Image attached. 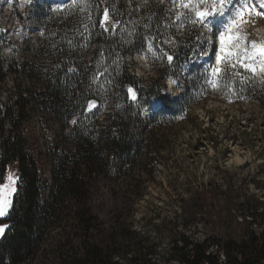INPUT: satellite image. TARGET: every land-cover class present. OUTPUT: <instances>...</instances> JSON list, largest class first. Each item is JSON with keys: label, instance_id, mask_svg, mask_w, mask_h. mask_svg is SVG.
<instances>
[{"label": "trees", "instance_id": "obj_1", "mask_svg": "<svg viewBox=\"0 0 264 264\" xmlns=\"http://www.w3.org/2000/svg\"><path fill=\"white\" fill-rule=\"evenodd\" d=\"M89 2L93 14L87 34L78 27L81 14L67 16L74 20L72 42L56 44L52 54L50 44L60 33L41 39L33 56L38 68L15 58L7 61L0 51V85L14 75L18 89L13 103L0 100V184L9 169L19 177L9 214L0 218V224L10 226L0 237V264H157L156 242L134 229V204L172 146L165 124L200 101L192 98L199 87L195 79L185 75L196 67L199 32L190 30L196 25H190L186 12L160 0H146L141 7L138 0ZM105 9L109 22L102 27ZM147 42L160 49L153 57L156 79H142L132 68V56ZM83 44L93 46L88 66L83 55L64 57L60 51ZM165 53L173 57L171 63ZM70 61L73 73L65 68ZM169 77L184 83L179 108L160 93ZM222 80L224 94L264 104L261 75L251 74L244 82L232 76ZM158 96L163 107L144 118L142 109ZM90 98L100 106L85 114ZM221 192L209 183L195 193L201 218L213 230L202 241L191 239L172 220L159 223L172 241L167 254L177 264H264V201L244 193L241 201L229 196L226 205ZM239 214L249 220L237 221ZM213 244L222 251V261L210 252Z\"/></svg>", "mask_w": 264, "mask_h": 264}, {"label": "rangeland", "instance_id": "obj_2", "mask_svg": "<svg viewBox=\"0 0 264 264\" xmlns=\"http://www.w3.org/2000/svg\"><path fill=\"white\" fill-rule=\"evenodd\" d=\"M145 1L138 0L139 6H143ZM86 3L87 8L81 11L80 6L72 7V0H0L2 57L7 61L15 58L30 68L32 65L38 68V65L33 63V56L41 39L60 33V36L54 38L50 44L51 48H55L54 51H49L52 54L59 48H56V44L63 41L67 44L72 42L74 20L68 18L73 13L81 14L82 24L78 27L82 30L81 35L87 34L93 13L89 0H86ZM160 3H165L171 9L177 8L186 12L178 3H174V0H160ZM256 3L259 5L264 3V0H256ZM188 15L190 25H196V28L190 27V30L199 32V43L196 49V53L198 51L196 67L192 69V73L188 72L185 75L189 79H195L199 87H196L192 98L200 101L186 107L181 116L165 124L167 128L165 132L172 146L165 151L166 156L162 161L156 163L154 180L148 184L144 195L134 204V229L156 242L157 250L153 254V261L157 264H177L175 259L167 254L172 241L159 226L161 221H174L181 231L196 241H202L213 233L211 224L201 218L198 200L194 198L201 186L209 183L218 185L222 191V202L224 201L226 205L229 196L234 195L236 201H241L244 193L255 194L264 201V104L241 95L224 94L220 91L223 78L215 88L208 83L210 72L206 70L215 64L218 39L204 26L195 23L193 15L190 13ZM46 19L48 25L43 26L42 22ZM252 21L245 26L250 34L249 40L258 42L264 40V16H253ZM122 28L124 32L126 27ZM201 49L202 53L199 52ZM159 50L147 42L142 52L132 56L134 73L142 79H156L157 75L152 66L157 62L153 57ZM60 51H63L64 57L74 56L75 53L83 55L86 61L84 65L88 66L91 63L93 46L83 44L78 48L62 47ZM147 55L151 60L146 58ZM65 68L68 73H73L76 66L70 61ZM187 68L182 67V71ZM237 71L245 78L252 74L243 69ZM261 76L264 81V75ZM15 82L16 77L9 75L0 85L2 103L15 101L18 93L14 86ZM160 82L158 81V85ZM163 83L165 87L161 88V95L176 102V107L178 105L179 108L184 98V83L173 77L167 78ZM202 86L212 91L207 93L206 88L201 90ZM154 101L156 97L142 109L144 118L149 117L152 111L160 109L159 107L155 110L150 109ZM146 108L149 110L144 113L143 110ZM237 155L241 158L239 162L235 159ZM10 172L17 176L13 168L9 169L6 179L1 184L7 183ZM239 216H242V220L248 219L245 218L247 215L239 214L237 221H242ZM252 228L255 229V226L252 225ZM219 231L217 228L215 233ZM217 250L214 244L210 247V252L218 254L220 258L222 251L219 253ZM52 255H56V252ZM31 264L50 263L34 261Z\"/></svg>", "mask_w": 264, "mask_h": 264}, {"label": "snow or ice", "instance_id": "obj_3", "mask_svg": "<svg viewBox=\"0 0 264 264\" xmlns=\"http://www.w3.org/2000/svg\"><path fill=\"white\" fill-rule=\"evenodd\" d=\"M186 10V15L195 17L199 23L218 39V50L215 52V64L206 70L210 72L208 83L213 88L218 86L220 79L235 76L244 82L245 77L237 69L255 75H264V40H249L246 25L252 23V17L264 16V3L257 5L256 0H174ZM80 6L81 11L87 8L86 0H72V7ZM55 11V9H54ZM109 22L108 9L104 10L100 25L104 27ZM107 30V28L105 29ZM206 54V53H205ZM171 63L173 57L167 55ZM132 100L137 96L132 88L128 89ZM164 98L157 97L154 107H163ZM89 110L95 107L94 101L88 102ZM72 123H76L75 120ZM19 177L9 173L7 183L0 184V218L9 214L13 205L12 197L17 192L16 184ZM8 224H0V237H2Z\"/></svg>", "mask_w": 264, "mask_h": 264}, {"label": "water", "instance_id": "obj_4", "mask_svg": "<svg viewBox=\"0 0 264 264\" xmlns=\"http://www.w3.org/2000/svg\"><path fill=\"white\" fill-rule=\"evenodd\" d=\"M1 33H2V28L0 27V36H1ZM89 101H94V102H95V107L91 108L90 110H89V107H88V102H89ZM88 102H87V104H86V106H85L84 113H85V114H91V113L97 111V109H98L99 106H100V103H99L98 99H96V98H90V99L88 100Z\"/></svg>", "mask_w": 264, "mask_h": 264}, {"label": "bare ground", "instance_id": "obj_5", "mask_svg": "<svg viewBox=\"0 0 264 264\" xmlns=\"http://www.w3.org/2000/svg\"><path fill=\"white\" fill-rule=\"evenodd\" d=\"M154 104H155V101H154V102L152 103V105H151V109H152V110L158 108V107H154ZM146 111H147V110L145 109L144 113H145ZM235 159H236V161H238V162L241 161V158H240L239 155H237ZM241 217H242V216H239V219H240V220H242ZM253 225L255 226V229L253 228L255 231H259V230H261V227H258L256 224H253Z\"/></svg>", "mask_w": 264, "mask_h": 264}, {"label": "built area", "instance_id": "obj_6", "mask_svg": "<svg viewBox=\"0 0 264 264\" xmlns=\"http://www.w3.org/2000/svg\"><path fill=\"white\" fill-rule=\"evenodd\" d=\"M216 248H217V247H216ZM219 253H220V251H219ZM219 259H221V260L224 259L223 253L220 254V258H219Z\"/></svg>", "mask_w": 264, "mask_h": 264}]
</instances>
